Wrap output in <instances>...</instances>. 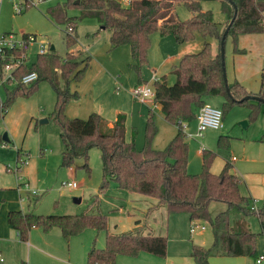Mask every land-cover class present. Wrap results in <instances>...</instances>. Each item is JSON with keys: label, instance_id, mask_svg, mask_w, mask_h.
<instances>
[{"label": "trees", "instance_id": "trees-1", "mask_svg": "<svg viewBox=\"0 0 264 264\" xmlns=\"http://www.w3.org/2000/svg\"><path fill=\"white\" fill-rule=\"evenodd\" d=\"M183 1L193 15L187 19H179L172 11L176 2ZM203 0H65L48 8V14L56 21L74 24L76 18L92 17L104 28L111 30L110 43L116 47L121 44L130 46L133 62L129 65L138 74V82H142L141 70L149 60V47L152 34L156 31L162 36L172 35L177 42L192 40L196 32L205 38H218L219 51L213 55L211 42L205 40L203 47L196 52L185 53L171 72L176 79L172 84L167 75L154 80V101L161 104L165 118L177 125V132L163 148L153 145L158 131L156 115L152 109L146 120L145 140L138 148L135 140L136 130H132L131 138L126 136V114L120 113L113 125L101 113L91 112L86 118L70 117L66 113L69 101L77 98L78 92L71 90L72 78H79L87 68L89 57L80 58L78 52L72 50L60 54L56 49L39 54L31 65H22L16 73L15 85L5 84L6 97L0 96V144L11 140L3 138L2 122L9 108L18 96L28 97L38 90L42 81H48L55 93L56 100L49 118L55 120L60 128L63 143L62 165L71 167L76 159L83 158L82 166L90 170L88 159L90 150L98 147L101 151L102 182L96 198L115 182L117 186L129 191L154 196L166 205L169 213L185 211L191 220L206 221L213 232V242L209 246L193 245L192 255L200 264H212L211 256L246 255L257 256V236L247 228H239L231 219L230 210L238 209L244 214L257 213L264 225V207H257L255 200L240 190L241 179L233 174L230 161L224 163L219 173L211 170L215 152L202 149V169L206 195L201 201H194L184 196V151L185 131L182 120L197 117L200 107L206 104L205 96L222 95L224 100L221 109L224 114L234 105L243 104L250 109L249 120H255L264 110V102L247 95H258L264 99V61L261 70V83L257 92L249 91L238 80L229 81L230 94L227 92L223 76L221 40L226 41L231 35L234 41V52L243 53L245 49L238 45V37L242 33L264 32V0H219L223 12L227 14L226 27L234 18L227 34L220 31L211 10H204ZM234 4L237 6L235 13ZM72 7L80 10L79 16H70ZM67 45L73 46L77 39L71 32H66ZM35 70L37 79L23 83L24 73ZM3 73L0 72V82ZM10 81V78H9ZM223 134L219 136L222 141ZM264 141V134L262 136ZM28 151L17 149V170L20 164L27 162ZM77 166V164H76ZM38 197L34 201H38ZM212 202H221L223 209L213 214ZM8 222L18 231L21 239L28 240L33 227H41L45 231L59 228L67 238L82 232L87 227L98 231H106L105 246L98 247L95 242L90 248L86 264H117L119 255L137 257L141 251L158 256H166L168 238L166 235L143 233L142 229L112 233L108 230V215L105 213H37L10 210ZM136 222H140L139 219ZM19 264H27L22 260Z\"/></svg>", "mask_w": 264, "mask_h": 264}, {"label": "rangeland", "instance_id": "rangeland-1", "mask_svg": "<svg viewBox=\"0 0 264 264\" xmlns=\"http://www.w3.org/2000/svg\"><path fill=\"white\" fill-rule=\"evenodd\" d=\"M63 1L65 0H34L19 11L13 1L0 0V33H13L18 38H21L24 33L36 34L63 55L71 50V46L69 47L65 40L66 32L69 25H71L73 30L70 32L77 39L75 44L80 49L83 58L88 56L89 60L83 75L79 78H72L70 81L71 90L77 91L79 96L69 101L66 113L70 117L86 118L92 111L89 106L92 99L90 85L100 68L109 69L114 77L121 76V79H119L121 82L120 88L126 90L133 88L138 79V74L129 65L134 61L130 46L128 44L111 46L109 40L111 30L102 28V24L97 19L78 17L75 26L72 23H60L48 14L50 6ZM201 3L204 10H211L220 31H224L227 14L223 12L219 0H203ZM172 11L179 19H187L193 15V12L188 9L183 1L176 2ZM80 13V10L75 7L68 10L70 16H79ZM255 33L264 34V32ZM262 36V34L258 35V40L254 42L247 41L245 43L253 49L254 56L259 53L262 47L263 41L260 39ZM211 37L213 36L205 38L200 32H196L192 40L179 43L172 35L161 36L160 32H154L149 47V60L148 63L143 65L141 76L144 74L148 78L147 83L154 87V75L167 74L171 68L178 65L180 58L185 53L200 50L205 40L209 41L212 39ZM218 41L220 40L218 39ZM262 49L264 50V46ZM72 51L76 53V51ZM224 56L229 81H234L235 74L245 76L247 88L257 92L260 88V71L262 68H258L257 58L255 57L252 61L249 56L234 55V41L231 35H228L225 41ZM36 57L34 53L31 62ZM251 70H253V73H249ZM5 84L12 87L15 85V81L0 82V96L2 99L6 97ZM55 100L56 93L52 85L48 81H42L38 90L32 95L28 97L18 96L3 119L2 129L9 132L10 142H14L11 132H17L18 139L16 141L22 145L24 151L29 152L28 161L31 172H34L37 168L36 159H40V182L34 185V180L31 177L32 186L27 182L29 178L20 175L28 164L18 163L20 168L17 170V161L13 163L12 167L15 173L20 176L19 188L23 190L22 194H27L28 191L34 195L38 194L40 201L37 203V207L45 213H105L108 215L109 232L120 233L133 230L131 228L135 224V217L129 212L131 208L130 198H136V195H145L148 199H153L154 196L129 191L120 188L116 183H110L97 199L96 194L102 182L101 151L98 147L91 148L88 159L90 170L82 166L84 163L83 158L76 159L77 166L73 164L70 168L62 165L63 143L60 128L55 120L49 118ZM134 100L135 108L132 113L128 111L126 120L130 132L133 129L136 130L137 147L141 148L144 144L145 120H147L146 115H149V107L156 115V123L158 130H160L156 141L164 133V139L168 138L171 133L169 132V134L166 130L169 128L174 129L177 125L167 120L162 110L152 108V104L136 97ZM223 100L224 96L222 95L205 96L206 103L214 107H221ZM249 113L250 109L246 105H234L224 114L222 127H209L201 137L194 136L198 131L196 118L190 121L182 120V124H186L183 126L186 134L183 155L185 157L184 166L187 169L189 168L191 172L200 174L202 169V154L200 152L203 148L212 150L215 152V157L211 164V170L218 172L227 160L230 161L231 170H234L241 179V192L250 196L251 199L258 197V204L263 206L264 141L262 136L264 134V110L252 121L249 120ZM32 116L33 118L30 120ZM43 118H48V122L41 123ZM221 134L224 135L222 141L219 140ZM164 139L154 145L164 146L166 144ZM15 149L17 157V148ZM233 156L236 158H233ZM23 179L25 182L22 183ZM68 181H76L78 186H68L65 184ZM76 198H81V200L76 201ZM26 201L24 198L22 204L25 208H28ZM220 207L224 208L225 205L221 202H214L211 211L215 212ZM230 214L234 223L244 220L245 224H248L252 229L261 230L257 213L244 214L234 208L230 210ZM171 217L178 218L176 225L175 221L171 224L168 235V248H171V250L174 244L171 236L173 237L176 231L185 236L188 247L193 248V243L202 246L212 244L213 232L206 221H192L189 213L185 211L172 212ZM192 223L204 224L206 229L200 230L199 227H196L195 231L192 232ZM32 231L33 228L30 230L29 239L26 241L17 235L16 240L0 245L4 258L2 262L0 261V264H18L22 260H26L27 264H86L88 252L94 242L98 247L105 246L106 231L104 230L98 231L93 227H87L82 232L67 239L59 228L45 231L41 227H36L34 232L40 233L38 244L42 247L43 252L33 250L30 258L27 242L30 240ZM147 231V228L142 230L143 233ZM256 248L260 251L264 249L263 233L257 236ZM168 253L166 256H158L147 251H141L135 258L119 255L117 264H166ZM209 262L212 264H255V257L217 255L211 256Z\"/></svg>", "mask_w": 264, "mask_h": 264}, {"label": "crops", "instance_id": "crops-1", "mask_svg": "<svg viewBox=\"0 0 264 264\" xmlns=\"http://www.w3.org/2000/svg\"><path fill=\"white\" fill-rule=\"evenodd\" d=\"M102 28H104L102 26ZM263 35L260 37L262 39V47L264 46V34L263 33H244L241 34L238 37V45L240 48L245 49L243 53H235L234 55H244L246 57H250L252 61H254V58L256 57L257 60L256 62L259 67H263V61H264V50L262 47L260 48L259 53L254 56L253 55V49L249 46V44H245L247 41H256L258 40V35ZM111 33L109 35V40H110ZM162 36V35H161ZM209 41L211 42L212 45V51L213 55H216L219 51V41L216 37H211ZM71 50H74L80 54V58H83V56L80 53V49L78 48L77 44H74L71 46ZM245 53V54H244ZM179 57V56H178ZM174 68V67H173ZM171 68L169 72L166 74L167 75V81L168 83H172L175 81L176 76L171 72L173 69ZM262 70V68H261ZM249 73H253V70H251ZM261 73V71H260ZM164 75V74H163ZM161 75H154L153 77H161ZM142 82L141 83H147L148 78L142 74ZM121 79V76L119 77H114L113 74L110 72L109 69L105 68H100L98 72L96 73L95 77L93 78V81L90 85V92L92 95L91 103H90V108L91 112L97 111L101 113L105 118L108 119L109 125H113L114 121L117 119L118 115L120 113H125L126 114V119L128 118V111L131 113L133 112L135 108V96L132 93V89L126 90V89H121L120 84L121 82L119 81ZM245 76L242 75H236L235 74V79L240 81L247 90L256 92L252 89L247 88L246 86V80ZM229 81V79H228ZM138 79L134 83V86L138 84ZM133 86V87H134ZM223 102V101H222ZM148 103L152 104V108H157L161 110V104L158 102H149ZM140 105V104H139ZM137 105V106H139ZM151 107H149V110ZM90 112V113H91ZM8 114V112L6 113ZM6 116V115H5ZM4 116V117H5ZM148 117V114L146 115V118ZM33 116L31 117L30 120H32ZM4 119V118H3ZM125 119V125H126V136L128 139L131 138L132 132L128 129V124L127 120ZM146 121V120H145ZM45 123V122H44ZM146 123V122H145ZM146 125V124H145ZM146 127V126H145ZM132 130V129H131ZM170 134L168 138H165V133L164 135H160V138L158 141H162L163 139L166 141V144L168 141L174 136V134L177 132V126H175L174 129H168L166 130ZM4 132V131H3ZM9 137V132L6 131ZM160 130H158L157 134L155 135L153 145L157 144L158 141L157 137L159 134ZM11 135L13 137L14 142H9L7 144H0V245H3V243L11 241V240H16L18 231L12 227V225L8 222V213L10 210H15V209H22L23 211H32V212H37V213H45L44 211L40 210L37 207V203L40 201H34L35 197L39 198V195H34L27 192V194H22L23 190L19 188V175L15 173L12 165L15 161H17L16 157V149L15 148H23L22 145H20L16 139H18V133H12ZM196 137V135H194ZM162 138V139H161ZM167 139V140H166ZM136 140V139H135ZM160 143V142H159ZM165 144V145H166ZM154 145V146H155ZM164 145V146H165ZM164 146L158 147L155 146L156 148H163ZM201 153V152H200ZM234 157V156H233ZM236 158V157H235ZM185 159V157H184ZM37 160V168L34 172H31L30 170V163L27 161V166L23 169L22 171V177L23 175L29 180L27 181L30 186L37 185L40 182V159ZM71 168V167H70ZM213 171V170H212ZM221 171V170H220ZM220 171L215 173H219ZM230 171L238 175L234 170ZM31 177L33 178V184L31 182ZM25 182L24 179L22 183ZM112 184H115V182H112ZM184 196L188 199L194 200V201H201L205 198L206 195V190H205V182L204 178L197 172H191L189 168L187 169L186 166H184ZM25 196V197H24ZM26 199L27 201V207L25 208L24 205L22 204V200ZM81 199V198H80ZM255 200V205L256 207H259V198L254 197ZM213 203H211V207L213 206ZM130 209L129 212L130 214L135 217L134 219V226L131 229L134 228H141L142 230L147 228V232H152L154 234H159V235H166L168 238L169 242V233L171 229V224L174 223L175 225L178 222V218L171 217V213L167 211L166 205L162 204L158 201L156 197H153V199H148L145 195H136V198H130ZM261 207H264L261 206ZM116 208V207H115ZM223 209L222 207L218 208L213 214L216 212L220 211ZM139 219L140 222H136V220ZM232 219V216H231ZM260 220V219H259ZM193 221V220H192ZM207 223V222H206ZM234 223V222H233ZM194 223H192L193 225ZM201 225L200 223H197ZM208 224V223H207ZM237 224V225H236ZM261 224V230L256 231L255 229H252L248 224H245V221H239L235 222L234 225L237 227L241 228H247L255 232H261L264 230V225L260 222ZM204 225V224H202ZM209 225V224H208ZM117 226V224H116ZM205 228H200V230H205L206 225H204ZM210 226V225H209ZM36 227H33V231L31 232L30 240L27 242V246L30 251V258L32 251H39L43 252L42 247L38 244L39 238H40V233L34 232V229ZM56 229V228H55ZM192 231V230H191ZM193 230L192 232H194ZM264 235V234H263ZM171 239H173V248L167 249V252L171 253L167 255V260L166 264H200L196 258L192 255V249L191 247H188L186 245L185 241V236L182 235L179 231H176L175 234H173V237L171 236ZM195 243H193L194 245ZM198 245V244H196ZM209 246V245H208ZM171 247V245H170ZM0 252L2 253V249L0 248ZM260 252L259 249H257V254ZM22 255V254H21ZM26 261V260H25ZM27 262V261H26ZM19 264V263H18Z\"/></svg>", "mask_w": 264, "mask_h": 264}, {"label": "built area", "instance_id": "built-area-1", "mask_svg": "<svg viewBox=\"0 0 264 264\" xmlns=\"http://www.w3.org/2000/svg\"><path fill=\"white\" fill-rule=\"evenodd\" d=\"M11 1L14 2L16 9L20 11L22 7L33 2L34 0ZM124 1L128 2L129 0ZM72 30L73 27L69 25L68 32ZM51 49L52 46L40 39L36 34L24 33L21 38H18L13 33H0V72L3 73V79L1 82H7L9 81V78L10 81L16 82V73L18 72L19 68L22 67V65H31L33 62H31V58L34 53L36 56H38L39 54L50 51ZM37 77L38 72L32 70L24 73L21 77V81L23 83H29L37 79ZM156 78L157 77H154V80ZM132 93L136 98H139L142 101L154 102L155 89L148 83L136 84L132 89ZM196 119L198 123V131L195 135L196 137H201L207 128H220L223 126V111L221 107H214L206 103L199 108ZM185 125L186 124H184V126ZM233 158H235V156ZM65 184L71 187L78 186L76 181H68ZM198 226L202 229L205 228L204 225L194 223L191 226V230H195V228ZM3 260L4 258L0 252V261L2 262ZM255 264H264V249L258 252L257 256L255 257Z\"/></svg>", "mask_w": 264, "mask_h": 264}, {"label": "water", "instance_id": "water-1", "mask_svg": "<svg viewBox=\"0 0 264 264\" xmlns=\"http://www.w3.org/2000/svg\"><path fill=\"white\" fill-rule=\"evenodd\" d=\"M234 7H235V13L237 12V6L236 4H234ZM234 18L231 19V21L229 22L228 26L226 27L224 33L227 34L228 32V29L230 28L231 26V23L233 22ZM224 44H225V40L224 38L221 40V55H222V65H223V76H224V80H225V83H226V89H227V92L230 94V89H229V86H228V76H227V71H226V68H225V59H224ZM52 49H54V46H52ZM249 98H252V99H255V100H261L264 102V99L261 98L260 96L258 95H247L244 97V99H249ZM48 118H43L41 119V123H44V122H48ZM3 138L5 140L8 139V134L6 131L3 132ZM81 199L80 198H76V201H80Z\"/></svg>", "mask_w": 264, "mask_h": 264}]
</instances>
